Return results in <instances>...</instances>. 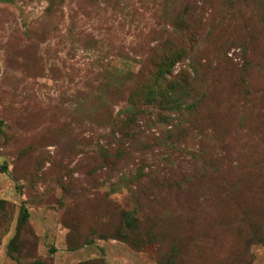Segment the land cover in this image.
<instances>
[{"label":"rangeland","instance_id":"374dc122","mask_svg":"<svg viewBox=\"0 0 264 264\" xmlns=\"http://www.w3.org/2000/svg\"><path fill=\"white\" fill-rule=\"evenodd\" d=\"M35 261L264 264V0H0V264Z\"/></svg>","mask_w":264,"mask_h":264},{"label":"trees","instance_id":"16d2710c","mask_svg":"<svg viewBox=\"0 0 264 264\" xmlns=\"http://www.w3.org/2000/svg\"><path fill=\"white\" fill-rule=\"evenodd\" d=\"M173 52V53H170ZM178 53V52H176ZM176 54L172 50H168V52L165 53L164 57H162V63L158 66V70L155 73L156 77L154 81L150 84L151 89L150 91L142 90L141 92H138V98L142 99L144 103H147V105L153 104L156 101L160 102L162 105L166 104V102H170L171 100L168 99V97L172 96V91L175 90L171 88V83L168 81L166 84H164L165 79L167 78L166 72L170 70L171 67H173L176 64V60L174 58ZM165 72V73H164ZM173 83L176 84L177 88L181 86V83H179L178 79H173ZM158 99V100H157ZM192 109V108H191ZM190 107L188 110H191ZM137 114H135L132 117V120H136ZM131 124V123H130ZM132 125H128L127 127H131ZM29 217V212L26 210L21 218V221H25ZM32 264H43L40 261H35Z\"/></svg>","mask_w":264,"mask_h":264}]
</instances>
